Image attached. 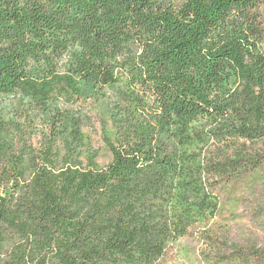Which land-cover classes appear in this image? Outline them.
<instances>
[{
    "label": "trees",
    "instance_id": "1",
    "mask_svg": "<svg viewBox=\"0 0 264 264\" xmlns=\"http://www.w3.org/2000/svg\"><path fill=\"white\" fill-rule=\"evenodd\" d=\"M263 7L0 0V264H160L220 182L264 186Z\"/></svg>",
    "mask_w": 264,
    "mask_h": 264
},
{
    "label": "rangeland",
    "instance_id": "2",
    "mask_svg": "<svg viewBox=\"0 0 264 264\" xmlns=\"http://www.w3.org/2000/svg\"><path fill=\"white\" fill-rule=\"evenodd\" d=\"M261 13L264 30V7ZM89 102L81 103L88 114L84 131L100 152L98 162L106 165L111 154L102 141L99 113ZM257 175L244 170L220 182L216 218L180 239L160 264H264V186Z\"/></svg>",
    "mask_w": 264,
    "mask_h": 264
}]
</instances>
